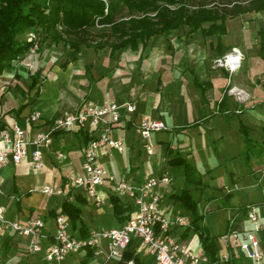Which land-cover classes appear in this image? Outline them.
<instances>
[{
  "label": "crops",
  "instance_id": "crops-1",
  "mask_svg": "<svg viewBox=\"0 0 264 264\" xmlns=\"http://www.w3.org/2000/svg\"><path fill=\"white\" fill-rule=\"evenodd\" d=\"M262 12L264 10L240 15L262 16ZM259 27L258 34L264 24ZM259 36L260 39H255L257 51L249 60L245 78L238 73L230 77L223 67L212 69L206 53L198 60L186 55V49L178 54L176 47L175 50L171 48L172 53L175 51L172 55L150 59L147 49L150 50L153 37L145 47H127L139 50L136 68L118 65L117 60L111 70L103 71V66L91 65L89 79L85 81V67L80 70L76 65L81 59L78 55L75 61L62 66L67 76L57 86L51 78L46 84L38 79L37 85L30 87L31 74L36 70H30L29 65L33 63L29 56L22 55L0 76V120L27 127L33 137L56 118L83 110L89 103L124 104L119 110L120 121L111 128V135L123 141V151L100 157L106 171L116 178L125 176L132 182H141L149 175L159 178L167 175L168 181L160 180L157 185L161 207L168 216L181 213L192 220L190 212L177 198L187 186L186 175L182 166L168 164V159L174 155L186 156L200 174L201 184L191 183L189 187L198 200V210L203 215L201 223L218 245L219 259L206 264H229L227 259L232 264H256L240 249V240L232 238L233 231L255 232L264 262V151H256L259 147L264 150V69L258 68L264 65V54H261ZM217 38L216 42L211 40L209 46L218 55ZM187 42L191 44V41ZM222 42L228 50L235 46ZM169 46H174L172 41ZM118 51L111 55L109 50L108 55L113 57ZM196 75L200 87L195 83ZM230 84L236 90L246 91L249 98L245 96L242 100L230 92L226 94ZM127 104L133 105L134 110L128 111ZM34 111H39L42 117L28 124L26 117ZM7 116L13 121L5 120ZM144 119H161L167 125L166 129L152 132L151 152L143 146L140 134L139 124ZM242 122L250 128V136L258 144L256 149L249 151L248 158L241 133ZM81 130L80 127L56 130L50 144L39 146L43 152V165L39 169L32 164L31 152L35 146L29 147L28 157L21 162H8L0 167V204L7 215L19 219L43 216L49 233L53 234L55 216L50 211L58 212L62 202L68 199L80 209L76 226L69 219L70 232L76 237L80 235L81 225H85L90 233L121 225L113 214L110 201V195L115 192L112 182L107 181L99 188V195L104 198L100 206L95 204L84 186L73 183V178L83 172V147L87 142L84 135L91 137L98 133L97 130L90 131L88 126ZM59 153L63 156L59 157ZM51 178L55 180V186L50 185ZM45 186L52 187L54 192H45ZM132 207L134 210L133 204ZM250 208L256 211L257 222L248 217ZM185 229L174 227L172 234L197 252L204 253L199 235L191 229L183 235ZM28 240L14 232L6 234L0 240V264H89L92 259L87 258V254L76 253L60 262L49 261L43 254L28 253ZM126 251L138 254L141 264H153L152 255L138 236L132 238ZM122 257L109 264H125Z\"/></svg>",
  "mask_w": 264,
  "mask_h": 264
},
{
  "label": "built area",
  "instance_id": "built-area-1",
  "mask_svg": "<svg viewBox=\"0 0 264 264\" xmlns=\"http://www.w3.org/2000/svg\"><path fill=\"white\" fill-rule=\"evenodd\" d=\"M106 2V8L108 3ZM27 39L33 41L30 51L36 52L41 42L35 31L28 32ZM242 53L237 47L218 56L214 65L226 68L230 73L235 72L241 65ZM242 91H238L240 97ZM124 104L117 102L89 103L83 110L56 118L42 131L29 135L28 128L19 123L6 124L0 129V167L8 162L19 163L29 155V147L35 146L31 152L33 167L39 169L43 165L41 144H50L56 130L72 129L88 126L90 131L97 130L96 135L83 147V172L73 178L75 185H82L94 199L96 205L104 203L99 195V188L110 181L117 194L127 195L134 206L131 218L119 226L95 230L86 238L76 237L70 232L69 217L66 214L55 216V228L50 234L43 216L32 215L24 219L7 215L0 204V240L8 233L14 232L29 238L26 244L28 253L43 254L49 261H63L69 255L86 254L92 249L89 264H109L113 259L121 258L134 236H138L146 250L153 257V264H206L209 258L205 253L192 249L183 239L172 234L174 227H187L191 220L181 213L166 215L160 205L161 195L157 191L160 180L168 181L165 175L159 178L155 175L146 176L141 182H132L125 176L116 178L101 165L102 155H112L123 151V141L111 135L112 126L120 121V108ZM128 111L134 106L127 104ZM42 117L39 111H34L26 117L28 124L35 123ZM140 134L143 146L152 151L151 134L167 128L161 119H144L140 124ZM59 157L63 153L58 154ZM45 192L52 193L54 189L45 186ZM1 192V185H0ZM248 217L257 222L256 211L250 208ZM232 238L239 239V247L244 254L255 260L256 264H264L263 252L258 236L253 231L241 233L233 231ZM104 241L106 245H104ZM227 259V256H224ZM134 264V259L128 260Z\"/></svg>",
  "mask_w": 264,
  "mask_h": 264
},
{
  "label": "trees",
  "instance_id": "trees-1",
  "mask_svg": "<svg viewBox=\"0 0 264 264\" xmlns=\"http://www.w3.org/2000/svg\"><path fill=\"white\" fill-rule=\"evenodd\" d=\"M0 0V76L11 67L13 61L30 51L33 41L20 38L22 35L35 31L39 35L43 50L47 41L55 44L62 42L66 47L67 59L63 67L78 58L82 46H93L96 49L108 46L110 54L117 50L130 47L137 49L140 45L147 46L148 41L157 35L168 34L186 27L188 34L201 32L203 36L217 35V53L223 55L228 46L222 42L221 36L227 33V20L240 14L263 11L264 0ZM207 24V25H205ZM261 35V54H264V28ZM40 70L31 74L30 87L38 83ZM195 83L201 86L198 76ZM0 120V129L5 126ZM80 131L81 127H80ZM241 133L246 144V158L251 149L258 145L250 136V128L242 122ZM86 141L91 137L84 135ZM263 153V149H256ZM169 165H180L186 175L187 186L177 195L181 204L191 214L189 229L199 235L204 253L209 261H217L218 245L215 237L201 223L203 215L198 211V200L189 187L191 183L201 184L200 174L191 161L178 154L168 159ZM115 218L122 224L132 216L133 207L130 201H124L119 195H110ZM50 214H66L76 226L80 218V209L65 199L60 210H51ZM81 238L90 232L81 225ZM91 257L92 249L86 252ZM134 259V264H141L138 254L124 252L122 261ZM85 262V261H84ZM232 264L230 259H227Z\"/></svg>",
  "mask_w": 264,
  "mask_h": 264
},
{
  "label": "rangeland",
  "instance_id": "rangeland-1",
  "mask_svg": "<svg viewBox=\"0 0 264 264\" xmlns=\"http://www.w3.org/2000/svg\"><path fill=\"white\" fill-rule=\"evenodd\" d=\"M262 14L264 15V12H262ZM263 15L257 16L254 13L244 14L234 18H229L227 20L228 32L226 35H222L221 38L229 46L235 45L233 47H237L242 53L241 65L235 72L230 73L226 68L223 67V69L228 72L230 77L235 73H238L242 76V78H245V73L247 72L245 70L249 65V60L251 59V56H253L257 51V46H255V39H260L258 29L260 28V24H264ZM27 35L28 34L22 35L20 38H27ZM216 38V35L205 37L200 32L190 35L187 33V28L183 27L168 34L153 37L150 41V50H147L150 51V59L155 58L154 60H156L157 57H161L163 55L168 56L174 54L175 51L172 53L171 48H174L175 50V47L176 52L178 51V54H182L184 52L183 49H186V51L184 52L186 55H190L192 57L194 56L198 60H200L202 56L205 57L206 53V56L210 57V62L213 65V67L211 68L218 69L222 68L214 65V61L218 57V55L216 54V50L211 49L209 46L211 40L213 42H216ZM171 41L174 44L173 47L169 46V42ZM187 41H191V44L189 45ZM187 46H190L189 49H187ZM233 47H231L228 51L232 50ZM42 48V51H28L23 55L29 56V60L33 63L29 65L31 71L40 69L41 74L39 76V81L42 82V84L48 83V80L52 78L55 79V86H57L56 84H58V82H63V80L66 79V73H63L62 63L68 57V47H66L62 42L55 44L51 41H47L46 43H44ZM109 50L110 48L108 46L100 49H96L93 46H82V51L79 54V57L81 59L76 63V65L80 70H84L85 67V71L87 73V78L85 81H88L89 79V72L92 70L91 65L103 66V71H105L108 68H110L109 70L113 69L116 60L119 62L118 65H123L128 69L136 68V64L139 63V50L136 51L130 48H127L123 51L119 50L113 57H110L108 55ZM258 68L259 70H263L264 65H262L261 67L258 66ZM68 74H70V72H68ZM238 91H242L240 94V98L242 100H245L243 99L245 98V96L246 98H249V95L246 91L236 90L231 84L227 87L225 93L228 94L230 92L233 94L232 96L236 95L237 97H239ZM83 92L84 89L80 90L81 95ZM5 120L9 122L13 121L11 116H7ZM43 169H41L40 171H42ZM50 181V185L55 186V180L51 178ZM112 194L119 195L116 192H113ZM119 196L124 201L129 200L127 195L120 194ZM184 212L189 214V212L187 211ZM199 213L201 212L199 211Z\"/></svg>",
  "mask_w": 264,
  "mask_h": 264
}]
</instances>
